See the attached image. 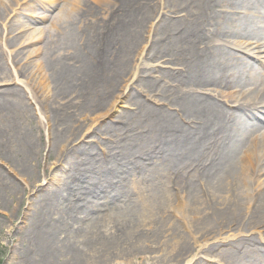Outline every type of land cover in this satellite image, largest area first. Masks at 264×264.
I'll return each instance as SVG.
<instances>
[{
    "label": "bare ground",
    "instance_id": "bare-ground-1",
    "mask_svg": "<svg viewBox=\"0 0 264 264\" xmlns=\"http://www.w3.org/2000/svg\"><path fill=\"white\" fill-rule=\"evenodd\" d=\"M21 1L0 0V35L37 21L23 16L30 5ZM49 1L46 10L60 9ZM124 1L103 28L90 5L65 27L69 13L42 19L51 28L43 36L56 32L66 52L47 62L59 100L52 150L85 136L77 116L108 109L133 69L157 6ZM162 15L158 45L140 57L142 66L159 62L155 82L140 89L161 105L134 100L120 132L95 140L70 170L44 176L51 187L30 201L16 235L19 264H200L215 251L228 264H264V62L239 55L264 48V0H175ZM23 32L9 40L19 58L31 55ZM7 61L0 45V81L28 76L26 64L13 77ZM14 94L0 86V163L34 183L41 143ZM16 195L0 170V200Z\"/></svg>",
    "mask_w": 264,
    "mask_h": 264
},
{
    "label": "rangeland",
    "instance_id": "rangeland-1",
    "mask_svg": "<svg viewBox=\"0 0 264 264\" xmlns=\"http://www.w3.org/2000/svg\"><path fill=\"white\" fill-rule=\"evenodd\" d=\"M140 1V0H139ZM175 0H155L157 6V13L148 21L145 30L142 31V41L139 45L136 53L135 62L133 63V69L129 73L124 81H122V87L119 89L114 101L110 104L109 108L103 112H88L82 113L77 116V120L81 125L87 129L85 136L77 139L73 142L69 148L68 143H64L60 149L52 150L53 148V132L52 122H50L53 111L51 109L57 105L55 98V81L53 78V72L50 71L49 62L59 56L63 57L66 52L59 49L54 45L56 39L55 33L51 37L45 38L43 35L50 31V25L47 21L42 19L47 15L55 12V15H62L69 13V16L64 19L62 27L67 25V22L74 21L78 15L85 9L86 5H90L100 10L98 17V24L101 28L104 27L105 21H108L112 16H117L121 13L122 8L125 6L124 0H59L61 5L60 9L54 8L52 11L46 10L45 6L51 4L49 0H23L22 4L30 5V11L24 12L23 16L28 19L35 18L37 21L31 24V26L16 27V31L9 32L2 29L0 35L1 51L7 57L5 64V71H9L14 77V73L25 69V65L28 67V76L23 75L17 78L16 82H9V79L1 78L0 86L11 87L15 90L13 101L20 102L22 100L27 107L28 113L25 115L27 121V127L34 130L36 138L41 143V156L38 165L35 168V172L38 174V178L34 183L23 180L20 175H17L9 166L0 163V170L5 174L12 176L15 182V188L17 195L5 200H0V264H19V260L16 252V235L25 228L26 214L29 212L30 201L37 195L47 191V187H51L50 184L43 182L44 176L50 174L55 169L70 170L73 166V162L83 157V153L87 149L93 150L95 140L103 142L106 135L109 136L120 132L119 128L122 127L121 119L123 116L130 115L131 111L135 108L133 106L134 100H140L146 104L150 109L159 108L161 104L158 103L156 96L145 95L141 93V84L143 82H155L157 71H152L154 68H158V63L155 60L148 61L146 66H142L140 57L145 58L151 51L156 42L157 33L161 31L159 28L163 23L165 15H162L163 8H166V4H173ZM74 6V8H73ZM138 6V4H137ZM73 8V9H72ZM25 10H29L26 8ZM167 10V9H166ZM32 11V12H31ZM169 12V11H168ZM178 17L172 18L175 20ZM20 34L22 41H26V38H30L29 45V57L26 55L22 57H16L19 48H13L10 45L9 40L17 33ZM127 30V29H126ZM264 31V29L262 28ZM58 31V30H57ZM117 33L114 32V35ZM246 42L245 40H241ZM264 44V40L261 41ZM25 44V42H23ZM253 56L246 53H239L249 60L256 62L258 60L264 62V48H255ZM12 58L14 63H12ZM48 62V64H47ZM142 74V76H139ZM152 74L153 76H149ZM4 77V76H3ZM156 99V100H155ZM61 102H64L61 100ZM50 119V120H49ZM22 120V121H23ZM89 129V130H88ZM100 137H102L100 139ZM113 138H116L115 136ZM100 147V146H99ZM98 147V150H99ZM68 148L69 157L60 160L62 154L65 153ZM72 153L75 155L72 156ZM76 159V160H75ZM74 162V163H75ZM52 184V183H51ZM256 240H260L258 234H253ZM135 264H138V260H133ZM200 264H228L223 261L219 251H215L211 254H205Z\"/></svg>",
    "mask_w": 264,
    "mask_h": 264
}]
</instances>
